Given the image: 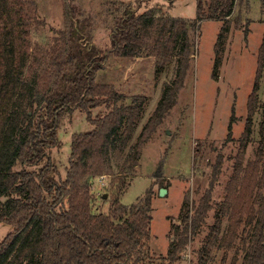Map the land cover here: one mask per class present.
Wrapping results in <instances>:
<instances>
[{
  "label": "trees",
  "instance_id": "obj_1",
  "mask_svg": "<svg viewBox=\"0 0 264 264\" xmlns=\"http://www.w3.org/2000/svg\"><path fill=\"white\" fill-rule=\"evenodd\" d=\"M136 1L137 5L117 1L110 46L101 48L80 30L65 0V26L50 28L51 38L40 50L44 69L38 78H32L25 99L22 68L27 53L17 50V42L24 39V27L32 15L17 0H0V223L13 227L0 240V264H149L152 261L148 246L153 218L152 191L149 189L144 197L125 204L121 200L123 181L138 165L145 145L176 105L185 85L194 54L190 25L198 29L204 19L224 20L216 43L219 53L223 31L237 0H195L197 17L192 23L156 7L140 11L142 2ZM29 4L37 10L35 1ZM34 19L45 24L36 16ZM112 55L154 57L156 76L174 63V77L164 85L155 110L135 142L147 97L135 95L127 102V95L114 84L98 82V73ZM263 73L264 33L234 173L200 250L198 264H207L218 240L222 217L228 213L231 223L221 245L230 250L240 241L241 264H264V114L255 159L244 163L260 105ZM100 106H106L108 111L94 117L92 110ZM75 109L87 112L95 128L73 135L66 178L61 180L49 151L58 144L63 115ZM234 120L233 114L228 139ZM222 163L223 156L219 155L209 187L195 206L186 194L180 223L173 226L163 264L182 260L193 236L206 221ZM101 175L120 180L108 212L93 210L90 181ZM3 197L6 199L1 200ZM248 228L251 232L244 233Z\"/></svg>",
  "mask_w": 264,
  "mask_h": 264
},
{
  "label": "rangeland",
  "instance_id": "obj_2",
  "mask_svg": "<svg viewBox=\"0 0 264 264\" xmlns=\"http://www.w3.org/2000/svg\"><path fill=\"white\" fill-rule=\"evenodd\" d=\"M17 1L32 15L27 27H24V39L17 42V50L27 53V60L22 68L23 92L27 99L32 78H38L45 66L40 50L51 38L50 28L65 26V0H32L37 3V10L30 7L31 0ZM117 1L68 0L80 30L101 48L110 46V32L115 22ZM124 1L137 5L136 0ZM141 2L140 11L156 7L170 16L186 18L189 23L197 17L195 0ZM35 16L45 24L37 22ZM199 24L198 29L190 25V33L194 38L192 67L177 103L145 145L134 171L123 181L121 200L125 204L136 202L149 189L152 191L153 218L148 246L153 258L148 261L149 264L165 262L163 257L168 252L173 226L180 223L179 215L186 194L190 195L191 205L195 206L209 187L214 165L218 156L222 155L221 171L213 189L212 209L193 236L184 258L175 264L199 263L200 250L215 223L218 205L225 199L234 173L239 138L247 116V101L257 70L258 49L264 33V1H236L233 14L226 25L227 29L223 31V43L219 47V53H216V43L225 21L204 19ZM155 70L154 57L123 58L112 55L106 67L98 73L97 80L100 83L112 80L129 84L130 89L126 90L127 102L135 95L147 97L133 142L155 110L164 85L173 79L174 63L161 70L158 76ZM259 101L253 134L246 149L245 165L255 159L260 141V124L264 114V73ZM107 111L106 106H100L93 109L92 114L95 117ZM233 114L235 120L231 138L228 139ZM94 128L87 118V112L80 109L65 112L58 128V144L49 151L58 169V179L66 178L73 135L89 132ZM115 169L119 170L117 164ZM116 178L101 175L91 179L95 212L109 211L110 201L119 186L120 180ZM161 188L167 189L163 196L160 194ZM5 199L6 197L1 198ZM230 223L231 214L228 213L222 217L218 240L209 253L207 264H241L243 253L239 246L240 241L230 250L221 245L228 235ZM12 230L11 225L0 223V240ZM249 232L251 228L244 233Z\"/></svg>",
  "mask_w": 264,
  "mask_h": 264
},
{
  "label": "crops",
  "instance_id": "obj_3",
  "mask_svg": "<svg viewBox=\"0 0 264 264\" xmlns=\"http://www.w3.org/2000/svg\"><path fill=\"white\" fill-rule=\"evenodd\" d=\"M137 58H138V57H137ZM122 79H123V78H122ZM123 82H124V81H112V80L110 81V80H108V83H114V84L116 85V87H117L118 90H123V89H125V91H122V93L128 95V93H126V90H127V89H130V87H128L129 84H128V85H125V84H123ZM121 84H123V86H122Z\"/></svg>",
  "mask_w": 264,
  "mask_h": 264
},
{
  "label": "water",
  "instance_id": "obj_4",
  "mask_svg": "<svg viewBox=\"0 0 264 264\" xmlns=\"http://www.w3.org/2000/svg\"><path fill=\"white\" fill-rule=\"evenodd\" d=\"M167 193V189L166 188H161L160 194L163 196Z\"/></svg>",
  "mask_w": 264,
  "mask_h": 264
}]
</instances>
